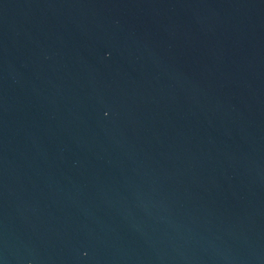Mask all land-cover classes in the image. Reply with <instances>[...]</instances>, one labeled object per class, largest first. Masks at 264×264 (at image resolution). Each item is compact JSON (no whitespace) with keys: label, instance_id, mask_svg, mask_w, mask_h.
Instances as JSON below:
<instances>
[{"label":"water","instance_id":"1","mask_svg":"<svg viewBox=\"0 0 264 264\" xmlns=\"http://www.w3.org/2000/svg\"><path fill=\"white\" fill-rule=\"evenodd\" d=\"M0 264H264V0H0Z\"/></svg>","mask_w":264,"mask_h":264}]
</instances>
